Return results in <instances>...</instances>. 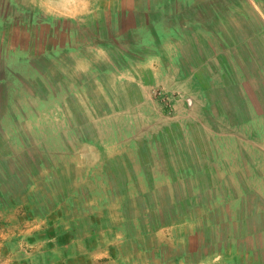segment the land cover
Returning <instances> with one entry per match:
<instances>
[{
    "label": "crops",
    "instance_id": "0c3cea01",
    "mask_svg": "<svg viewBox=\"0 0 264 264\" xmlns=\"http://www.w3.org/2000/svg\"><path fill=\"white\" fill-rule=\"evenodd\" d=\"M31 6L41 54L100 77L101 118L119 122L101 138L54 128L52 143L1 155L0 264H264V121L253 125L264 112L248 91V67H264V0ZM150 89L168 102L221 104L229 127L207 140L190 127L207 115L187 113L181 145Z\"/></svg>",
    "mask_w": 264,
    "mask_h": 264
},
{
    "label": "rangeland",
    "instance_id": "374dc122",
    "mask_svg": "<svg viewBox=\"0 0 264 264\" xmlns=\"http://www.w3.org/2000/svg\"><path fill=\"white\" fill-rule=\"evenodd\" d=\"M32 7L34 6H31V0H0V158L7 150H16L14 148L16 144L32 145L42 139H48L42 143H52L54 128L67 130L72 127L78 129L84 136L91 134L93 138H96L99 134L98 138H101V128L107 127L108 122H119V120L101 118L103 98L100 88L97 87V84L102 83L100 77L81 71L79 68L75 71L73 70L75 67H60V64H70L68 56L59 57V61H54L50 56L41 54L43 43L41 45L37 39L35 34L37 27L34 24L38 22L39 15L35 7ZM248 79L250 83L248 91L254 99L255 112H264V67H248ZM70 89L73 94H70ZM162 91L150 89L152 95L160 98L159 106L162 109V115L172 123L177 143L188 144L181 136L182 127L188 128V122L180 121L178 118L182 115L185 117L190 112L200 111L207 115L190 125L195 127V130L197 128L205 130L207 140L211 138L209 130L229 127L217 116L223 110V105L204 106L168 102ZM85 95H89L88 100H91V103H87ZM54 97L63 102L58 105L49 103L44 106V98L47 102H53ZM70 99L71 102H69ZM137 108L138 105H131L127 109L131 113H136ZM57 109L61 111L60 114ZM89 110H94L99 117L86 119ZM70 114L71 118H69ZM261 120L264 121L263 119L255 120L253 124L255 129L261 130L263 126ZM44 130L45 137L42 136ZM260 140L261 138L255 137L254 142L261 143ZM142 142L150 141L148 138H143ZM257 154L255 152V162L262 158ZM0 163L4 168L5 162L1 160ZM2 168L0 167V173ZM258 170L259 168H254V175ZM4 227L3 223H0L2 233L5 232ZM4 242L1 237L0 260L4 259L6 252Z\"/></svg>",
    "mask_w": 264,
    "mask_h": 264
}]
</instances>
